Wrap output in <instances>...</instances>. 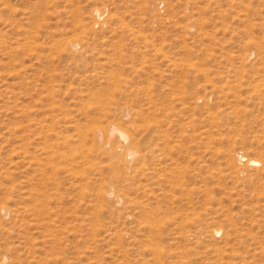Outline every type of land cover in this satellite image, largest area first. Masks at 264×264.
Listing matches in <instances>:
<instances>
[{"label":"rangeland","instance_id":"obj_1","mask_svg":"<svg viewBox=\"0 0 264 264\" xmlns=\"http://www.w3.org/2000/svg\"><path fill=\"white\" fill-rule=\"evenodd\" d=\"M0 264H264V0H0Z\"/></svg>","mask_w":264,"mask_h":264},{"label":"bare ground","instance_id":"obj_2","mask_svg":"<svg viewBox=\"0 0 264 264\" xmlns=\"http://www.w3.org/2000/svg\"><path fill=\"white\" fill-rule=\"evenodd\" d=\"M100 16H101V15H100ZM73 40H74V39H73ZM71 42H72V40H71ZM71 42H70V43H71ZM75 42H76V40H75ZM76 46H77V45H76ZM73 47H74V46H73ZM124 113H125V112H124ZM126 113H127V112H126ZM125 115H126V114H125ZM109 126H110V125H109ZM117 126H118V125H117ZM117 126H115V124H113V126H112V132H111V133H112V134H116V133H117V134L119 135V137L122 139L120 142H122V141L127 142V141H125V140H127L128 133L124 131L125 129H121V128H119L120 126H118V127H117ZM104 128H105V127H104ZM104 128H103V130H104ZM97 129H99V128H97ZM106 129H107V128H106ZM106 129H105V130H106ZM95 130H96V129H95ZM105 130H104V131H105ZM96 131H97V130H96ZM110 131H111V130H110ZM97 132H98V131H97ZM100 132H101V131H100ZM105 132H106V131H105ZM108 132H109V131H108ZM102 135H103V134H102ZM102 135H101V136H102ZM108 136H112V135H108ZM105 137H107V136L105 135ZM66 138H67V137H66ZM66 138H65V139H66ZM102 138H104V136H102ZM109 138H110V137H109ZM128 138H129V137H128ZM73 139H74V138H73ZM73 139H72V141H73ZM112 139H113V138H112ZM64 141H65V140H64ZM76 141H77V140H76ZM106 142H107V141H106ZM109 142H110V141H108V143H109ZM124 142H123V144H124ZM73 143H75V142L73 141ZM73 143H72V144H73ZM113 143H114V142H113ZM113 143H112V145H113ZM103 144H104V143H103ZM115 144H116V143H115ZM125 144H127V143H125ZM80 145H81V144H80ZM78 146H79V145H78ZM113 146H114V145H113ZM117 146H118V145H117ZM73 147H74V146H73ZM75 147H76V144H75ZM125 147H126V146H125ZM114 148H116V147H114ZM75 149H76V148H75ZM79 149H80V148H79ZM117 149H118V148H117ZM126 149H127V148H126ZM135 149H136V148H135ZM135 149H131V148L129 149V152L131 153V155H132L133 153L135 154L136 152H138V151H136ZM83 150H84V149H83V146H82V152H83ZM114 150H115V149H114ZM137 150H138V149H137ZM77 151H78V150H77ZM126 151H127V150H126ZM55 152H56V151H55ZM61 152H62V151H61ZM63 152L65 153V151H63ZM63 152H62V154L64 155ZM72 152H73V149H72ZM74 152H75V151H74ZM74 152H73V153H74ZM84 152H85V150H84ZM119 152H120V151H119ZM58 153H59V152H58ZM79 153H80V152H79ZM127 153H128V152H127ZM65 154H66V153H65ZM70 154H71V153H70ZM70 154H69V155H70ZM116 154H117V152H116ZM125 154H126V153H125ZM60 155H61V153H60ZM60 155H59L58 157H61ZM71 155H72V154H71ZM121 155H122V154H121ZM128 155H129V154H128ZM131 155H130V156H131ZM115 156H116V155H115ZM115 156H114V157H115ZM134 157H136V156L134 155ZM66 158H67V156H66ZM69 158H70V157H69ZM122 158H123V157H122ZM63 159H64V157H63ZM63 159H62V160H63ZM123 159H125V158H123ZM136 159H137V158H136ZM136 159H135V160H136ZM66 160H67V159H66ZM66 160H65V161H66ZM130 160H131V159H130ZM132 160H133V159H132ZM132 160H131V161H132ZM137 160H138V159H137ZM137 160H136V161H137ZM139 160H140V159H139ZM51 161H52V160H51ZM124 161H125V160H124ZM124 161H123V162H124ZM141 161H142V159H141ZM250 161H251V163H258V162H257V161H258L257 159H251ZM123 162H122V163H123ZM125 162H126V161H125ZM138 162H140V161H138ZM131 163H132V162H131ZM123 164H124V163H123ZM129 164H130V163H129ZM109 192H111V191H109ZM111 195H112V194H111ZM118 200H119V199H118ZM118 200H117V201H118ZM121 200H122V199H121ZM5 209L7 210V208H5ZM4 211H5V210H4ZM8 213H9V212H8Z\"/></svg>","mask_w":264,"mask_h":264}]
</instances>
